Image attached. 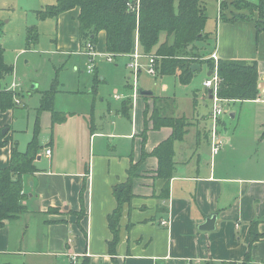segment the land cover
I'll use <instances>...</instances> for the list:
<instances>
[{
	"label": "crops",
	"instance_id": "0c3cea01",
	"mask_svg": "<svg viewBox=\"0 0 264 264\" xmlns=\"http://www.w3.org/2000/svg\"><path fill=\"white\" fill-rule=\"evenodd\" d=\"M216 33L218 58L258 62L260 94L255 100L264 102V32H257L255 20L231 22L217 17ZM79 44L83 47L80 37ZM103 48L106 52L104 33ZM200 65L193 77L203 65L209 77L210 67ZM155 75L165 76L158 67ZM173 76L180 81L178 75ZM144 90L152 94L142 95ZM166 92L137 87L128 115L122 100L134 96L116 99L113 94L118 104L109 102L102 119L93 118L86 127L69 125L73 117L66 116L53 123L52 112L44 110L43 118L49 116L57 127L39 139L42 150L34 162L37 170L24 176L28 212L0 228V264H77L84 259L89 264H264V240L254 244L251 259L245 261L252 221H258L264 233V165L255 161L253 150L237 143L235 133H221L224 143L213 154L211 125L203 134L196 126L201 121L178 113L176 94ZM204 96L213 100L207 88ZM155 97L165 99L162 112L184 116L189 123L184 138L173 143L175 164L166 190L156 172L158 159L151 153L169 138L172 129H154L150 114H145ZM112 113L131 119V127L115 132L120 124L105 123ZM209 115L203 117L206 125L212 123ZM7 127L10 143L0 150V166L9 164L14 144L9 138L14 130ZM48 148L52 151L49 157ZM133 164L139 170L133 177L135 196L122 205L118 242L112 253L108 215L118 206L114 187L127 181ZM214 214L216 229L200 230L198 225Z\"/></svg>",
	"mask_w": 264,
	"mask_h": 264
},
{
	"label": "rangeland",
	"instance_id": "374dc122",
	"mask_svg": "<svg viewBox=\"0 0 264 264\" xmlns=\"http://www.w3.org/2000/svg\"><path fill=\"white\" fill-rule=\"evenodd\" d=\"M56 1L0 0V43L4 49L5 62L13 66V71L0 77V89L7 91L16 80L20 83L19 88L11 92L16 94L13 96L14 102L17 99L21 101L20 104H14L12 108L0 112V127L10 126L14 130L13 138L10 136L9 138L15 143L19 141L20 150L26 148L28 140L33 136L37 117L41 125L39 139L55 132L57 126L52 125L49 116L43 118L47 111L38 112L42 92L53 85L58 90L55 109L62 111L61 115L67 119L73 117L69 120L71 121L69 125L76 123L78 127H86L93 118L102 119L109 102L112 106L118 104L117 100L113 99V94L134 95L131 85L135 84V77L129 67L131 58L126 55L114 57L110 61L103 48V33L99 37L97 55L94 57L95 71H88V66L94 64L90 56L83 53L84 47L80 48L75 20L76 9L63 13L59 18L38 17L37 11ZM223 1L226 3L224 10L226 17L231 18L236 13L250 14L247 9L237 10L234 6L235 0H205L207 31L211 32L207 53L204 52L208 57H211V53L216 49L217 17H221L219 9ZM30 28H33L31 36ZM141 62L142 66L146 67L148 59H142ZM207 71V66L203 65L202 70L197 72L191 82L183 85L173 75L157 76L143 68L136 86L151 89L155 93L166 92L168 89L167 94H176L178 113L199 119L201 124L196 126L204 134L205 129L207 130L212 123L206 125L202 122L203 117L207 114L210 117L209 112L213 109V100L204 96L206 87L203 82L208 78ZM133 100L134 97L129 96L122 100V105L126 103L128 107L133 104ZM219 104L224 108L219 126L220 135L222 133L232 136L235 133L237 143L244 150L247 148L253 150L255 161L264 165V136L261 131L264 102L223 100ZM233 114L235 116H232ZM134 118L136 120V114ZM128 119L112 113L111 116L108 115L109 122L105 123L112 125L111 122L115 121L116 125L120 124L115 132H125V129L131 127V119ZM137 169L136 166V171H139Z\"/></svg>",
	"mask_w": 264,
	"mask_h": 264
},
{
	"label": "trees",
	"instance_id": "16d2710c",
	"mask_svg": "<svg viewBox=\"0 0 264 264\" xmlns=\"http://www.w3.org/2000/svg\"><path fill=\"white\" fill-rule=\"evenodd\" d=\"M225 4V1L220 3L221 18L231 22L255 20L257 32H264V0H235L234 6L237 10L247 9L250 14L236 13L231 18L224 14ZM73 9H79L78 32L83 47L88 42L97 47L99 36L103 32L107 53L113 54L116 58L126 55L130 57L138 40L141 51L156 58L158 70L162 75H178L182 84H188L194 75L192 66L196 63L207 64L211 70L215 67L218 69L220 81L217 95L220 99L246 101L259 97L260 72L256 60L218 58L216 62L212 58L213 52L211 57L207 56L210 34L206 31L208 16L205 0H57L37 13L41 19L58 18L62 13ZM32 31L33 28H30V36ZM11 71L13 66L5 62L4 49L0 43V77ZM97 79L96 75L95 80ZM57 92L55 85L42 92L38 108L39 113L44 110L51 111L53 123L65 120L62 113L56 111L54 107ZM13 96L11 91L0 89L1 112L16 104ZM164 101L163 97H155L153 107H147L145 114H150L149 119L152 120L154 129L162 127L172 129L169 138L162 141L151 153L158 159L156 172L166 190L175 164L173 143L184 138L189 123L184 116L176 117L162 112ZM124 107L126 114L129 113L130 106L127 107L125 103ZM2 129L3 127L0 128V150L10 143L7 138L8 132L3 135ZM40 129L37 117L34 135L25 150H20L18 143L13 142L9 164L0 166V228L8 220L17 219L28 212V207L24 203L28 198L24 191V176L34 174L37 170L34 162L42 150L38 138ZM146 138L147 130L143 134V145ZM136 172L134 164L129 170L127 181L114 187L118 206L108 215L113 233V239L109 243L112 253L115 252L118 242L122 205L135 196L133 177L137 175ZM251 228L250 245L245 261L251 259L254 244L264 240V233L258 229V221H252ZM77 264H89V259Z\"/></svg>",
	"mask_w": 264,
	"mask_h": 264
},
{
	"label": "built area",
	"instance_id": "2783aa9c",
	"mask_svg": "<svg viewBox=\"0 0 264 264\" xmlns=\"http://www.w3.org/2000/svg\"><path fill=\"white\" fill-rule=\"evenodd\" d=\"M219 13H221V10L219 9ZM83 53L87 54L90 56V60L92 61V63L94 64V66L91 64L88 66V71L89 72H93L94 68H95V60L94 57L97 55V47H95L91 42H88L84 49H83ZM106 56L107 58L112 61L114 58L113 54L107 53L106 52ZM130 58H131V62L129 63V67L132 69L133 73H134V77H135V84L133 85L134 87V99L136 98L137 95V86L136 83L139 79V75L142 72V69L145 68L147 69V71L150 74L155 75L157 73V63H156V58L152 55H147L144 54L140 48H139V43L138 40H136L135 43V48L132 51V53L130 54ZM148 59V64L146 67L142 66V59ZM212 58L217 62L218 60V54L217 51L215 50L212 53ZM219 74H218V69L217 67H215L212 70V74L204 81V86L209 89L212 88L213 89V109L211 111V121H212V125H211V131H210V142H211V146H212V152L213 154H217L220 152L222 145L224 143L223 138L220 135L219 132V122L221 119V116L224 113V108L222 107V105L219 104L220 101H223L222 99H220L217 95L218 92V87H219ZM19 82H16V80L13 81L11 87H9L8 90L10 91H15L14 89L17 90V88H19ZM16 94H14L15 97ZM114 97L116 99L122 98L121 95L115 94ZM16 104H20L21 101L20 100H16L15 101ZM52 154L51 149H46V155L49 157ZM163 224L168 225V220H164L162 221Z\"/></svg>",
	"mask_w": 264,
	"mask_h": 264
},
{
	"label": "water",
	"instance_id": "95a60500",
	"mask_svg": "<svg viewBox=\"0 0 264 264\" xmlns=\"http://www.w3.org/2000/svg\"><path fill=\"white\" fill-rule=\"evenodd\" d=\"M192 48V45L189 46V49ZM201 68V65L200 64H194L192 66V70L193 71H196V70H200ZM212 74V71H210L209 73V76ZM140 93L142 95H150L152 94L151 91H147V90H144V91H140ZM208 93H209V97L210 98H213V89L212 88H209L208 89ZM8 127H5L2 129V134L3 135H6L7 132H8ZM216 222H217V215H211L210 217H207L204 221V223H201L200 225H198V228L200 230H205V231H212V230H215L216 229Z\"/></svg>",
	"mask_w": 264,
	"mask_h": 264
}]
</instances>
